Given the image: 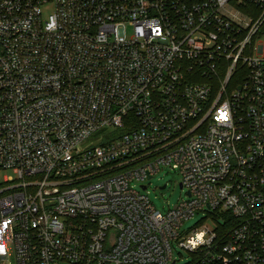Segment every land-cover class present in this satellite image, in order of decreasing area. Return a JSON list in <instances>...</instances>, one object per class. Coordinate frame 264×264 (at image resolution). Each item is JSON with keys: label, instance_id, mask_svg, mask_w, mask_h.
Wrapping results in <instances>:
<instances>
[{"label": "built area", "instance_id": "2783aa9c", "mask_svg": "<svg viewBox=\"0 0 264 264\" xmlns=\"http://www.w3.org/2000/svg\"><path fill=\"white\" fill-rule=\"evenodd\" d=\"M0 169V264H264V0H0Z\"/></svg>", "mask_w": 264, "mask_h": 264}, {"label": "rangeland", "instance_id": "374dc122", "mask_svg": "<svg viewBox=\"0 0 264 264\" xmlns=\"http://www.w3.org/2000/svg\"><path fill=\"white\" fill-rule=\"evenodd\" d=\"M41 10L42 17L47 19L50 13H52L53 8L52 5L48 4L43 5ZM105 132H107V135L104 140L111 139L118 133L117 131L110 130H106ZM92 139H95V137H92ZM5 176L15 177V174L10 169H0V183L3 182V178ZM179 180L180 177L176 171L171 169L169 166H163L151 179L144 182L135 181L132 184L135 185L136 189H139L140 185H147L146 190L151 203L157 210L164 212L168 209V207L172 208L173 205H175L181 198H185V190L180 189L178 184ZM163 184H166V187L164 189H160L159 187ZM213 223V217L207 213L198 212L192 217L183 221L181 230L185 233L189 229L199 226V224L211 226ZM173 247V256L177 260L176 264H185L191 260L190 255L186 251L178 248L175 243H173Z\"/></svg>", "mask_w": 264, "mask_h": 264}, {"label": "water", "instance_id": "95a60500", "mask_svg": "<svg viewBox=\"0 0 264 264\" xmlns=\"http://www.w3.org/2000/svg\"><path fill=\"white\" fill-rule=\"evenodd\" d=\"M145 186H143V188H144ZM166 187V184H163V185H161L159 188L160 189H164ZM179 187L180 188H182V185H181V183H179Z\"/></svg>", "mask_w": 264, "mask_h": 264}]
</instances>
